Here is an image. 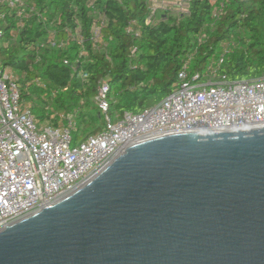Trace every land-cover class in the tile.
Segmentation results:
<instances>
[{
    "label": "water",
    "instance_id": "1",
    "mask_svg": "<svg viewBox=\"0 0 264 264\" xmlns=\"http://www.w3.org/2000/svg\"><path fill=\"white\" fill-rule=\"evenodd\" d=\"M0 264H264V127L127 147L1 229Z\"/></svg>",
    "mask_w": 264,
    "mask_h": 264
},
{
    "label": "trees",
    "instance_id": "2",
    "mask_svg": "<svg viewBox=\"0 0 264 264\" xmlns=\"http://www.w3.org/2000/svg\"><path fill=\"white\" fill-rule=\"evenodd\" d=\"M24 2L21 14L0 6V64L16 72L41 125L63 126L62 115H73V143L106 127L95 100L101 82L112 120L158 104L187 61L188 78L264 77V0H191L186 13L154 21L150 0Z\"/></svg>",
    "mask_w": 264,
    "mask_h": 264
},
{
    "label": "built area",
    "instance_id": "3",
    "mask_svg": "<svg viewBox=\"0 0 264 264\" xmlns=\"http://www.w3.org/2000/svg\"><path fill=\"white\" fill-rule=\"evenodd\" d=\"M190 1L179 0L178 9L186 13ZM1 5L20 9L19 14L25 11L24 0H0ZM167 9L150 0L149 21ZM3 35L0 28V55ZM188 68L189 61L158 104L139 113L126 111L115 122L108 116L110 88L101 82L95 100L106 127L74 145L73 115H62L63 126L41 125L22 102L18 76L0 64V230L71 195L133 144L181 132L264 127V77L215 79L211 72L206 78L198 73L188 78Z\"/></svg>",
    "mask_w": 264,
    "mask_h": 264
},
{
    "label": "rangeland",
    "instance_id": "4",
    "mask_svg": "<svg viewBox=\"0 0 264 264\" xmlns=\"http://www.w3.org/2000/svg\"><path fill=\"white\" fill-rule=\"evenodd\" d=\"M156 3L158 4H161V3H164L168 6V9L167 10H159L158 12V16H157V20L160 19L162 17V15H167V14H172L174 16H179L180 14H182L183 12L181 10L178 9L177 7V4H178V1L179 0H154ZM22 23V21H21ZM54 34L52 33V36ZM16 39V38H14ZM226 44V43H225ZM225 46V45H224ZM220 50V49H219ZM13 72L16 74V72L13 70ZM17 75V74H16ZM119 118L114 116L112 118V121L115 122L116 120H118ZM82 138H78V141L77 142H74L73 144H78L80 143Z\"/></svg>",
    "mask_w": 264,
    "mask_h": 264
}]
</instances>
